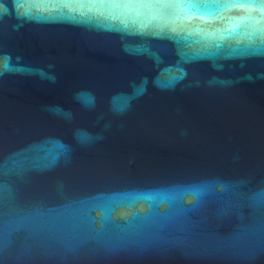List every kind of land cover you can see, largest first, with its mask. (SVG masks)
<instances>
[{
    "label": "water",
    "instance_id": "1",
    "mask_svg": "<svg viewBox=\"0 0 264 264\" xmlns=\"http://www.w3.org/2000/svg\"><path fill=\"white\" fill-rule=\"evenodd\" d=\"M0 264H264V0H0Z\"/></svg>",
    "mask_w": 264,
    "mask_h": 264
}]
</instances>
